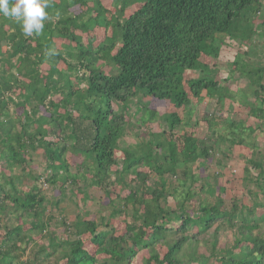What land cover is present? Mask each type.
<instances>
[{"label": "trees", "instance_id": "1", "mask_svg": "<svg viewBox=\"0 0 264 264\" xmlns=\"http://www.w3.org/2000/svg\"><path fill=\"white\" fill-rule=\"evenodd\" d=\"M111 1L116 8L112 18L107 16L109 9L102 0H49L44 30L31 37H25L12 19L0 15V162L8 170V174L0 172V212L8 200L21 216H32L30 232L47 229L41 212L46 197L35 187L24 192L16 186L15 180L20 176H15L13 168L20 166L21 173L25 172L23 150L42 144L52 172L47 181L53 184L61 177L60 171L72 181L77 175L68 173L66 163H59L69 148L82 156L85 167L86 161L90 164L92 183L107 187L111 167L117 161L114 149L119 138L133 123H143L145 116L155 113L147 103L138 104L136 110L142 114L132 121L129 109L135 96L168 100L188 114L203 101L206 105L214 101L215 111L216 107L224 108L226 99L239 102L241 98L240 104L248 116L259 121V128L264 125V40L235 53L231 62L233 72L227 79L244 82L246 86L235 92L218 82L209 65L198 59L199 54H217L225 38L240 45L244 30L251 29L253 15L263 10L264 0ZM135 3L139 6L124 17L126 8ZM98 27L103 32L111 28V33L104 32L95 47L83 46L73 33L75 29L88 33ZM253 30L264 39V16ZM55 37L68 41L63 49L55 48ZM99 60L109 67L108 73L97 65ZM44 63L48 65L45 73ZM188 70L198 71V75L185 79ZM19 87L24 91L19 103L26 102L30 109L24 108L23 118L14 122L8 106L12 98H7L6 93ZM56 95L59 97L55 100ZM39 106L47 114H40ZM213 110L203 115L208 124L215 116ZM159 118L166 130L150 132L148 139L136 147L122 150L124 167L117 174L133 173L140 180L139 187L129 190L115 211L126 215L131 210L133 220L126 222L125 232L116 235L103 218L105 228L98 229L95 220L76 215L66 226L70 227L69 236L61 239L49 233L47 246H40V251L46 254L49 247L58 252V258L63 260L58 264H129L141 240L146 238L144 246L149 256L145 264H207L211 259L220 264H264V212L259 216L255 213L258 206L264 208V200L255 198L252 208L247 209L233 201L228 208L217 194L214 203L200 200L197 208L192 209L193 214L187 211L186 206L199 190L210 191L211 183L206 178L203 180L209 186L201 184L196 190L194 184L200 178L192 165L211 157L216 131L212 130L207 141H199L194 133L184 135L182 149L178 151L166 136V132L177 130L182 123L178 111ZM48 135L58 138L46 139ZM242 141L240 138L238 142L243 144ZM250 147L253 152L246 159L242 184L247 193L264 197V154L256 158L255 150L259 147ZM140 164L156 176L152 184L146 183L149 174L136 171ZM252 169L257 172L253 174ZM168 177H178L179 190L172 187ZM213 180L216 182V178ZM253 183L257 190L249 188ZM169 196L175 199L174 208L167 203ZM138 204L142 205L141 211ZM172 221H179L180 226L171 231L167 225ZM214 224V233L204 239ZM193 226L197 232L190 235ZM221 226L233 230L229 246L217 247ZM5 234L0 263L13 264L20 256L17 241H23L25 233L16 224ZM86 235L96 247L94 253L83 245L82 237ZM201 240H208V254L195 248L186 250ZM243 242L247 244L245 248H241ZM157 244L165 246L161 256Z\"/></svg>", "mask_w": 264, "mask_h": 264}, {"label": "rangeland", "instance_id": "2", "mask_svg": "<svg viewBox=\"0 0 264 264\" xmlns=\"http://www.w3.org/2000/svg\"><path fill=\"white\" fill-rule=\"evenodd\" d=\"M104 6H106L109 11L107 16L113 17L116 15V8L114 7L111 0H102ZM89 6L91 2L88 3ZM139 4L135 3L128 8H126L124 17L134 11ZM264 10V3H263ZM263 10L260 13H255L252 17L251 29L246 28L242 36V43L239 45L235 41L225 38L219 52L214 56H207L204 54H199L198 59L209 65L210 69L213 70L215 79L221 84L227 85L231 92H235L239 88H246L244 82H238L231 79H227L228 75L233 72L232 60L236 52L244 51L248 48L249 44H260L262 42V35L259 31H254V26L256 27L263 21ZM77 11V10H76ZM123 17V18H124ZM7 27V26H6ZM105 32V31H104ZM102 28H94L93 30L84 32V30L75 29L73 33L78 41H82V44H90L95 47L98 42H100L104 34L111 33V28L105 33ZM55 48L63 49L68 42L65 39L55 37ZM63 66V64H61ZM97 65L102 71L108 73L110 71L109 67L106 66L101 60L97 62ZM48 65L46 63L42 64V71L45 73ZM81 73V72H80ZM79 73V74H80ZM198 75V71H185V79ZM233 78V77H232ZM264 82V80H263ZM23 89L21 87L13 89L6 93L7 98H12L9 101V112L11 118L14 122L21 120L23 118V109H30V107L25 102L20 104L19 101L23 100ZM59 96H54V99H58ZM248 99L253 100V96H249ZM133 103L130 104L129 114L130 118L134 121L142 111L137 112L136 108L138 104L147 103L148 107L154 110L155 113L144 117L143 123L135 122L133 125L127 128L126 133L119 138L117 143V148L114 149V156L117 161L112 165V173L110 174L109 180L104 183L108 186L99 185L97 183H92L89 179L91 177L92 169L89 163L83 161L80 154L73 153L68 150L63 154V160L59 163H66L68 165V173L76 174V177L72 181L71 178L66 177L62 171H60L61 177L51 184L47 181V178L51 175V170L47 167V160L45 157V149L42 144H37L33 150H23L24 157L26 159L25 172L22 174L21 167L15 166L13 172L15 176H20L18 180H15L17 188L27 192L35 187L39 190L45 197L46 202L41 209L42 216L46 223L47 229L39 232H30L28 230L32 216L24 217L21 216L20 211H16L12 204L6 200L4 209L0 212V249L4 246L5 233L10 230L16 224H20L23 232L25 233V238L23 241H17L19 259H15L13 264H58L62 263L63 260L59 259L58 252L52 251L49 247H46L47 252L43 254L40 251V246L46 245L48 243L47 237L49 233H54L55 236L61 239H65L69 236L70 227H66L69 223L75 220L76 215H81L83 219H93L98 224V229L103 228L101 223V218L108 225V228H113L116 235L123 234L126 229V222L133 220L131 210H128L127 214L124 215L120 212H115L117 208L121 205V200L128 194L129 190L137 189L140 185V180L135 174L129 173L119 176L117 172L124 167L123 163V152L124 148L136 147L140 142L148 139L150 132H161L166 130L164 122L159 118L160 115L178 111L181 117L182 123L177 130L173 132H166V136L169 139L170 144L180 151L183 145V136L189 133H194L199 141H207L212 135V130L216 133L213 134V150L210 153V158L202 162L201 160L195 162L192 165V169L195 174L199 176V180L194 184L196 190H199L201 184H205L206 179L211 183L210 191L202 190L198 191L197 195L193 197L192 201L188 206H186L187 211L191 214L193 208H197L196 205L200 200L208 203H214L217 194H219L224 201L226 207H230L233 201H237L244 209L248 207L252 208L255 198L259 201H263L264 197L262 195H255L254 193H247L242 184L243 168L246 163V159L252 155L253 150L250 144H255L259 147L256 151V158H259L260 154H264V125L259 128V121L251 116H248L247 110L239 102L225 100L224 108L216 107L215 102L211 101L207 105L206 101L201 102L197 105L192 113H184L182 108H175L172 102L168 100H159L152 97L151 95H140L139 97L133 98ZM195 102V99H193ZM204 108V112L201 109ZM115 107V106H114ZM214 111L215 115L212 119L213 121L208 124L203 119V115ZM62 111V110H61ZM40 114H47L46 109L43 106H39ZM210 116V114H208ZM231 120L235 121L232 122ZM47 126V125H46ZM252 128L253 131H250ZM232 132V133H231ZM58 137L55 135H48L46 139L56 140ZM242 138L243 144L238 141ZM254 151V152H255ZM136 171L140 173H147L149 177L146 183L152 184L156 179L153 173H150V169L145 164H140L135 167ZM220 171V172H219ZM0 172L8 174L6 167L0 162ZM219 172V173H217ZM257 171L252 169V173L255 174ZM63 176V179H61ZM217 176V177H216ZM216 178V182H214ZM204 179V180H203ZM0 180H2L0 178ZM169 182L173 188L179 190L177 184H179L178 177H168ZM72 181V182H71ZM8 187V186H7ZM249 188L251 190H257L256 185L250 184ZM179 192V191H178ZM177 192V193H178ZM167 203L172 208L175 207V199L173 196L167 198ZM137 207L141 211L142 205L138 204ZM264 212V208L257 207L255 213L259 216ZM196 213V212H195ZM140 222L139 220L137 221ZM66 223V224H65ZM180 226L179 221H172L167 225L174 230L177 226ZM217 224H214L207 233L200 235L204 236V239L214 233V228ZM105 228V227H104ZM30 232V233H28ZM197 232L196 227H191L189 229V234L192 235ZM172 233L168 234L171 236ZM218 242L217 247H224L225 245H231L233 241V230L229 227L221 226L218 231ZM84 236L83 245L91 253L95 252V246L89 242V237ZM146 238L142 239L140 245L137 247L136 255L133 257L129 264H145L146 259L149 256L148 248L144 246ZM208 240H201L197 246H190L186 248L189 251L192 248L197 249L199 252L207 253V248L205 243ZM162 244V243H161ZM157 244L156 249L161 256L165 250V246ZM242 244V243H241ZM246 243L243 242L241 248L246 247ZM47 246V245H46ZM240 248L235 249L239 251ZM186 260L187 256H183ZM0 264H9L7 261ZM191 264H197L192 262ZM207 264H220L219 261L211 259Z\"/></svg>", "mask_w": 264, "mask_h": 264}, {"label": "clouds", "instance_id": "3", "mask_svg": "<svg viewBox=\"0 0 264 264\" xmlns=\"http://www.w3.org/2000/svg\"><path fill=\"white\" fill-rule=\"evenodd\" d=\"M48 7L49 0H0V15L12 19L25 37H31L43 32Z\"/></svg>", "mask_w": 264, "mask_h": 264}]
</instances>
